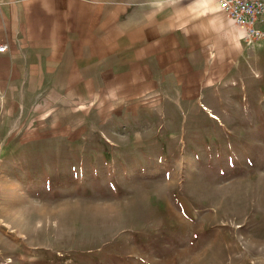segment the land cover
I'll list each match as a JSON object with an SVG mask.
<instances>
[{
	"label": "rangeland",
	"instance_id": "374dc122",
	"mask_svg": "<svg viewBox=\"0 0 264 264\" xmlns=\"http://www.w3.org/2000/svg\"><path fill=\"white\" fill-rule=\"evenodd\" d=\"M87 3L0 85V264H264V41L214 0Z\"/></svg>",
	"mask_w": 264,
	"mask_h": 264
},
{
	"label": "crops",
	"instance_id": "0c3cea01",
	"mask_svg": "<svg viewBox=\"0 0 264 264\" xmlns=\"http://www.w3.org/2000/svg\"><path fill=\"white\" fill-rule=\"evenodd\" d=\"M214 1L243 36L239 26ZM88 8L87 0H0V43L7 45L6 51H0V85L27 82L25 69L40 66L32 62L31 52H64L69 39L82 35L84 27L86 30L83 23Z\"/></svg>",
	"mask_w": 264,
	"mask_h": 264
},
{
	"label": "built area",
	"instance_id": "2783aa9c",
	"mask_svg": "<svg viewBox=\"0 0 264 264\" xmlns=\"http://www.w3.org/2000/svg\"><path fill=\"white\" fill-rule=\"evenodd\" d=\"M239 26L248 44L264 41V0H216ZM7 45H0L5 51Z\"/></svg>",
	"mask_w": 264,
	"mask_h": 264
},
{
	"label": "bare ground",
	"instance_id": "6f19581e",
	"mask_svg": "<svg viewBox=\"0 0 264 264\" xmlns=\"http://www.w3.org/2000/svg\"><path fill=\"white\" fill-rule=\"evenodd\" d=\"M264 190V189H263Z\"/></svg>",
	"mask_w": 264,
	"mask_h": 264
}]
</instances>
